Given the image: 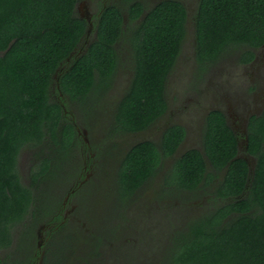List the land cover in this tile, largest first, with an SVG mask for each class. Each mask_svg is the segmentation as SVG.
<instances>
[{
    "label": "trees",
    "instance_id": "trees-1",
    "mask_svg": "<svg viewBox=\"0 0 264 264\" xmlns=\"http://www.w3.org/2000/svg\"><path fill=\"white\" fill-rule=\"evenodd\" d=\"M80 1L0 0V248L10 244L14 228L32 211L34 188L52 166V158L43 157L26 185L21 151L52 143L63 152L78 140L64 105L53 98L54 86L69 104L108 85L127 21L134 75L116 106L112 132L143 131L168 109L166 84L187 35L186 5L180 0L149 8L141 0L107 4L95 39L75 55L89 30ZM195 28L201 71L236 50L242 63H250L264 45V0H199ZM203 135V149L178 157L164 183L192 192L213 185L212 198L219 203L171 233L163 264H264V108L249 117L245 134V151L256 160L252 170L239 155V134L222 110L208 112ZM186 136L185 126L176 123L159 143L134 144L118 168L120 199L129 201Z\"/></svg>",
    "mask_w": 264,
    "mask_h": 264
},
{
    "label": "rangeland",
    "instance_id": "rangeland-1",
    "mask_svg": "<svg viewBox=\"0 0 264 264\" xmlns=\"http://www.w3.org/2000/svg\"><path fill=\"white\" fill-rule=\"evenodd\" d=\"M141 1L149 8L161 0ZM180 1L188 9L187 35L167 80L168 109L149 128L130 133L111 129L116 106L134 75L128 21L116 46L118 64L108 85L83 102L69 104L54 86L53 98L64 105L78 140L63 152L52 143L21 151L19 169L26 185L43 157L52 158V166L34 188L32 211L14 228L10 244L0 248V264H163L171 233L219 203L212 198L213 185L192 192L164 183L178 157L191 148L203 149L206 116L213 109L226 114L240 137L239 155L253 169L256 160L244 144L249 117L264 108V45L255 50L250 63H242L241 51L236 50L201 71L195 50L199 0ZM112 2L122 0L80 1L78 10L91 26L75 55L95 39L98 16ZM176 123L185 126V140L152 179L129 201H122L117 173L124 155L140 141L159 143L164 130Z\"/></svg>",
    "mask_w": 264,
    "mask_h": 264
},
{
    "label": "water",
    "instance_id": "water-1",
    "mask_svg": "<svg viewBox=\"0 0 264 264\" xmlns=\"http://www.w3.org/2000/svg\"><path fill=\"white\" fill-rule=\"evenodd\" d=\"M91 26V24H89V27Z\"/></svg>",
    "mask_w": 264,
    "mask_h": 264
}]
</instances>
